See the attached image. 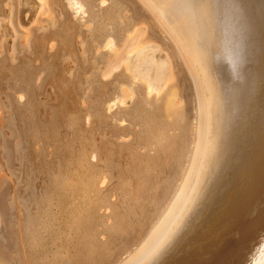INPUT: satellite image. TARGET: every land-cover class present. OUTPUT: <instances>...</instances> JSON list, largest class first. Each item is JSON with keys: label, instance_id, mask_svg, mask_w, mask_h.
I'll return each instance as SVG.
<instances>
[{"label": "rangeland", "instance_id": "rangeland-1", "mask_svg": "<svg viewBox=\"0 0 264 264\" xmlns=\"http://www.w3.org/2000/svg\"><path fill=\"white\" fill-rule=\"evenodd\" d=\"M45 2L26 26L35 5L0 0V264H128L181 191L198 84L141 0ZM142 44L172 76L149 96Z\"/></svg>", "mask_w": 264, "mask_h": 264}, {"label": "bare ground", "instance_id": "bare-ground-1", "mask_svg": "<svg viewBox=\"0 0 264 264\" xmlns=\"http://www.w3.org/2000/svg\"><path fill=\"white\" fill-rule=\"evenodd\" d=\"M30 1L26 26L47 9ZM141 1L195 76L200 126L181 191L128 264H264V0ZM137 47L132 63L129 52L117 58L133 79L147 78V96L158 93L163 55ZM121 91L120 104L131 95Z\"/></svg>", "mask_w": 264, "mask_h": 264}]
</instances>
